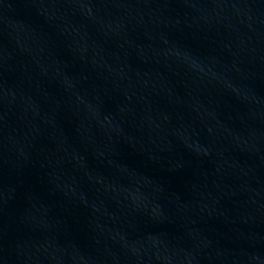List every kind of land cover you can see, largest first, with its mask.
<instances>
[{"label":"water","instance_id":"95a60500","mask_svg":"<svg viewBox=\"0 0 264 264\" xmlns=\"http://www.w3.org/2000/svg\"><path fill=\"white\" fill-rule=\"evenodd\" d=\"M0 264H264V0H0Z\"/></svg>","mask_w":264,"mask_h":264}]
</instances>
